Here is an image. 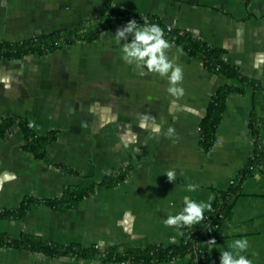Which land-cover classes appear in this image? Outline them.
Instances as JSON below:
<instances>
[{"label": "crops", "instance_id": "crops-1", "mask_svg": "<svg viewBox=\"0 0 264 264\" xmlns=\"http://www.w3.org/2000/svg\"><path fill=\"white\" fill-rule=\"evenodd\" d=\"M110 8L191 32L225 50L228 64L264 86V0H0V44L74 30ZM127 26L116 25L94 42L0 58V124L15 117L28 121L39 136L56 133L46 148L48 160L24 148L19 123L0 140V211L18 210L27 198L60 199L70 187L87 189L132 166L122 184L98 188L70 211L40 205L22 218L0 220V235H36L61 246L94 244L126 251L178 245L184 227L164 221L182 210L184 197L212 204L217 193L230 190L255 156L252 113L262 121L264 144V91L247 87L229 95L216 144L205 152L199 129L214 96L224 86L243 84L210 71L201 59L172 44L163 50L173 65L164 75L137 57H129V63L122 50L135 31L116 39L117 30ZM177 66L182 79L173 85L169 77ZM171 87L182 94L169 92ZM169 171L175 172L174 181L168 180ZM189 185L195 191L189 192ZM214 239L206 264H220L221 251L236 239L248 241L241 255L251 264H264V164L244 180ZM190 261L187 256L107 264ZM0 264L104 263L0 247Z\"/></svg>", "mask_w": 264, "mask_h": 264}, {"label": "trees", "instance_id": "trees-1", "mask_svg": "<svg viewBox=\"0 0 264 264\" xmlns=\"http://www.w3.org/2000/svg\"><path fill=\"white\" fill-rule=\"evenodd\" d=\"M135 19L142 26L146 19L149 24L159 25L164 32V38L169 44L182 47L189 55L198 57L202 60L207 69L226 77L240 81L243 86H224L214 96L205 118L200 127L201 147L209 153L217 141V132L227 109V100L231 93H244L247 87L263 90L264 86L252 80L237 68L231 66L226 61V51L217 49L203 40L196 38L191 32L168 30L161 20L152 16L134 14L121 9H107L100 12L98 18L92 23L83 24L74 30L56 31L49 35L39 36L22 43H2L0 44V58L13 59L21 58L28 53H47L53 52L64 45L77 42H94L101 35L119 24H127L128 21ZM19 123L24 131V148L39 160H48L47 145L56 139V133L48 136H39L30 127L29 122L15 117H7L0 124V140L5 138L11 126ZM261 124L255 113L251 114L250 129L255 146V156L249 161L246 169L234 181L229 191L216 194V199L211 204V210H205L204 219L199 224L185 226L182 242L178 245L169 247L151 244L145 249L132 248L123 250L119 246H112L102 249L97 246L83 247L78 244L61 246L49 242L36 235H23L18 239L6 234L0 235V247L15 248L18 250L31 251L43 254L48 257H67L95 260L100 263H152L166 262L174 259L190 256V264H206L212 239L217 230L225 222L226 217L240 195L244 180L257 173L258 169L264 164V144L261 139ZM132 172V166L122 167L117 173L105 178L101 183L93 184L87 189L70 187L65 191L62 198L57 200L27 198L21 207L15 211H0V220L16 219L25 216L33 207L48 205L60 211H70L76 208L85 198L95 194L98 188H113L122 184L128 179Z\"/></svg>", "mask_w": 264, "mask_h": 264}, {"label": "clouds", "instance_id": "clouds-1", "mask_svg": "<svg viewBox=\"0 0 264 264\" xmlns=\"http://www.w3.org/2000/svg\"><path fill=\"white\" fill-rule=\"evenodd\" d=\"M127 28L123 30H117L116 39L119 41L121 37L125 36L126 32L135 31V36L131 44H125L123 52L126 55L123 57L126 61H129V57L139 58L147 68L151 70H158L161 75L169 72V69L173 68L171 62L165 59L164 51L169 47L168 41L164 38L163 29L156 24H149L146 19L143 20V25L140 26L135 19L128 21ZM159 53V55H157ZM148 57V59H145ZM171 83L175 85L177 81L182 79V69L177 66L171 72L169 77ZM169 92L176 94L182 90L175 87L169 88ZM172 129H169L171 132ZM169 181L175 180V172L169 171L166 173ZM189 192L195 191L194 185H189ZM205 210H211V204L205 202H197L188 197H184V206L182 210L175 214L169 215L164 223L169 227H185L192 226L193 224H199L204 219ZM215 243V239L210 240ZM248 247V241L246 239H236L229 244V250L221 251L220 264H251L250 260L241 255Z\"/></svg>", "mask_w": 264, "mask_h": 264}, {"label": "built area", "instance_id": "built-area-1", "mask_svg": "<svg viewBox=\"0 0 264 264\" xmlns=\"http://www.w3.org/2000/svg\"><path fill=\"white\" fill-rule=\"evenodd\" d=\"M168 30L170 31V30H172V28L171 27H168ZM199 130L201 131V128Z\"/></svg>", "mask_w": 264, "mask_h": 264}, {"label": "rangeland", "instance_id": "rangeland-1", "mask_svg": "<svg viewBox=\"0 0 264 264\" xmlns=\"http://www.w3.org/2000/svg\"><path fill=\"white\" fill-rule=\"evenodd\" d=\"M92 246H95V245L93 244ZM92 246L90 245V247H92ZM83 247H88V246H83Z\"/></svg>", "mask_w": 264, "mask_h": 264}]
</instances>
